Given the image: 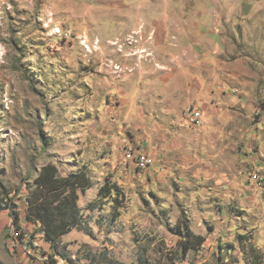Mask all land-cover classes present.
I'll use <instances>...</instances> for the list:
<instances>
[{"label": "rangeland", "instance_id": "obj_1", "mask_svg": "<svg viewBox=\"0 0 264 264\" xmlns=\"http://www.w3.org/2000/svg\"><path fill=\"white\" fill-rule=\"evenodd\" d=\"M167 1L0 0V207L17 205L23 235H15L19 231L10 212L0 211V264H139V258L143 264H175L162 251L177 246L179 239L168 227L181 217L206 242L178 264H215L216 243L232 242L241 227L263 239V168L257 162L264 164V0H190L184 5L187 19L201 18L208 30L214 29V10L222 18L215 26L220 29L215 62L242 63L249 72L242 86L249 110L220 118L218 130L225 138L215 131V139H200L182 179L178 152L142 149L143 141L163 137L128 126L120 108L119 91L130 89L133 59L150 56L145 50L151 37L143 29ZM189 106L203 114L201 125L183 118ZM179 114L192 129L208 122L195 105ZM199 133L194 140L199 141ZM128 149L153 155L151 166L143 170L127 162ZM246 160L258 170L249 171ZM49 162L60 175L85 166L94 182L77 202L86 231L74 229L60 240L64 262L58 256L50 261L49 244L25 220L24 187ZM106 178L125 195L115 222L113 204L97 193ZM233 255L241 258L238 251Z\"/></svg>", "mask_w": 264, "mask_h": 264}, {"label": "crops", "instance_id": "obj_2", "mask_svg": "<svg viewBox=\"0 0 264 264\" xmlns=\"http://www.w3.org/2000/svg\"><path fill=\"white\" fill-rule=\"evenodd\" d=\"M187 3L190 5V0H169L163 5V10L158 11L159 17L151 18V26L143 29L148 31L146 36L151 37L148 40L150 41L149 48L145 50L150 56L148 55V58L141 54L133 59L135 64L132 67L135 68V72L131 77L130 89L119 91L120 108H123L125 112L122 119L128 126L134 127L143 135L156 133L163 137V140H153L152 143H148V140L143 141L146 144L142 149H154L160 146L164 150L178 152L181 162L177 163V166L183 169L182 174L179 175L181 179L191 170L188 159L197 153L195 149L200 139H215V131L218 135H223L218 123L220 118L222 116H244L249 110L247 106L249 99L242 87L248 79L249 72L242 63L231 62L228 65L226 62L221 66L217 61L215 62L216 50H220L218 44L220 38L218 41L214 40L215 35L220 36L218 33L220 29L215 26L221 25L222 18L220 15H215V10L212 12L213 30L205 28L201 18L198 22L194 20L191 23L187 19V12L184 8ZM211 3L215 5V1ZM202 13L198 12L197 16L201 17ZM152 16L154 17L153 13ZM173 37L176 38L173 39ZM137 52L143 53L140 50ZM124 65L130 66L125 62ZM215 85H218L219 91L215 90ZM237 87L241 91L236 92ZM232 104L242 111L233 113L228 107ZM187 105H195L202 109L211 125L207 122V126L197 127L198 130L185 127L179 112ZM215 121H217L215 123L217 126L214 127ZM239 130L242 128L240 127ZM197 131H200L197 135L199 141L193 139ZM233 131L234 129L226 130V133ZM223 138H225L224 135ZM138 152L143 153L140 150ZM149 154L151 155L150 152ZM151 159L154 160L153 155ZM243 163L248 164L249 171L258 170V167L251 163L253 169L250 161L246 160ZM257 165L261 170L263 168V171L259 173L261 187L264 191V164L257 162ZM171 227L168 229L170 230ZM190 228L193 231L191 226ZM262 237L263 239L257 237L256 240L258 246L264 251V232ZM162 242L159 241V243ZM218 243H216L215 256L218 253Z\"/></svg>", "mask_w": 264, "mask_h": 264}, {"label": "trees", "instance_id": "obj_3", "mask_svg": "<svg viewBox=\"0 0 264 264\" xmlns=\"http://www.w3.org/2000/svg\"><path fill=\"white\" fill-rule=\"evenodd\" d=\"M94 182L85 166H80L75 171L60 175L55 164L42 165L32 184L24 187L25 220L33 223L41 234V238L49 244L51 249L50 261L55 256L66 260L65 255L59 250L60 240L70 231H86L85 221L81 208L78 206L80 194L91 189ZM124 191L116 183L105 179L99 187L98 196L109 200L113 205V218L115 222L120 213L118 209L124 207ZM91 204V203H90ZM92 210V206H87ZM8 210L10 217L19 231L18 237L23 238L19 226V213L17 205L5 203L0 211ZM243 232H236L232 242L218 244V253L215 256V264H264V251L258 246L254 232L247 227H241ZM172 235L178 237L175 249H164L162 253L169 261L182 263L188 260L191 253L200 252L205 243V237L194 233L190 228L189 219L179 218L170 228ZM153 241V240H150ZM163 245V243H162ZM234 251H238L241 258L232 259ZM234 256V255H233ZM231 259V260H230ZM139 264H143L141 258Z\"/></svg>", "mask_w": 264, "mask_h": 264}, {"label": "built area", "instance_id": "obj_4", "mask_svg": "<svg viewBox=\"0 0 264 264\" xmlns=\"http://www.w3.org/2000/svg\"><path fill=\"white\" fill-rule=\"evenodd\" d=\"M57 32H59V29H57ZM182 115L186 122L192 126H199L202 124L203 114L201 113V111L193 109L192 106L187 107L182 112ZM124 159L127 162L132 163L135 167L143 170L150 167L152 162L151 157H148L147 154L138 151L136 152L131 149L125 151ZM15 235L17 236V233H15ZM60 261L64 262L63 259H61Z\"/></svg>", "mask_w": 264, "mask_h": 264}]
</instances>
